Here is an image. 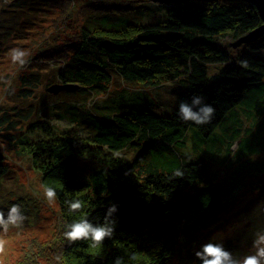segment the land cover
I'll list each match as a JSON object with an SVG mask.
<instances>
[{"label":"trees","instance_id":"1","mask_svg":"<svg viewBox=\"0 0 264 264\" xmlns=\"http://www.w3.org/2000/svg\"><path fill=\"white\" fill-rule=\"evenodd\" d=\"M111 2L94 9L72 39L38 53L58 62V85L75 90L50 94L57 102L39 112L30 106L15 111L10 121L7 113L5 120L0 118L8 127L0 125V131H15L17 153L32 161L44 183L58 186V242L33 252L28 263L37 258L40 264V259L50 260L47 264H113L121 258L123 264H201L195 252L210 242L215 227L264 202V155L262 161H252L264 146V35L232 55L233 43L263 21L257 7L245 1ZM12 3L15 21L14 14L4 20L0 15V33H19L24 23L27 32L42 12L67 5L66 0ZM23 14L28 21L16 26ZM21 80L31 88L40 81L35 74ZM160 82L174 89L167 90L166 98L158 94V108L129 104L130 93L124 91L119 106L110 88L121 83L125 89H154ZM109 91L116 99L107 105L94 100ZM193 96L214 107L209 123L180 119V103H191ZM60 121L68 127L60 128ZM20 124L26 126L24 133L16 132ZM247 127L256 130L244 135ZM125 151L127 158L118 155ZM240 158L248 163L234 167ZM87 160L97 164L90 167ZM177 170L181 177L174 175ZM9 174L0 152V210L7 215L12 205H19L24 223H37L38 211L29 220V203L9 192ZM76 200L83 208L71 212L67 202ZM113 204L118 210L112 238L96 247L88 240L65 238L67 226L81 218L103 224ZM223 246L233 251L232 244Z\"/></svg>","mask_w":264,"mask_h":264},{"label":"rangeland","instance_id":"2","mask_svg":"<svg viewBox=\"0 0 264 264\" xmlns=\"http://www.w3.org/2000/svg\"><path fill=\"white\" fill-rule=\"evenodd\" d=\"M111 1L113 0H66L67 5L64 8H49V10L42 12L37 17L35 25L31 24L30 26L32 27L27 32L24 31L23 26H28L24 23L28 21V18L23 14L16 25L24 23L19 28V33H16L15 29L3 30L0 33V118L4 119L3 116L7 113L10 114V117H8L10 121L12 118L15 119V111L17 112L18 110L33 106L34 110H38L39 112L40 109H45L49 102H57L50 98L51 95L47 89L58 85L55 69L58 62L53 61V59H42L41 53H38L43 48L46 49L47 45L62 43L63 41L72 39V37L82 30L85 21L93 14L94 9L104 7L102 4L112 3ZM12 2L13 0H0V15L2 20H4L5 16L6 18H11V14H14L9 12L11 9L10 5L13 4ZM5 10L7 13H4ZM13 16L15 21V14ZM30 22L34 21L30 20ZM53 39H57V41H53ZM228 41L232 42V39L229 38ZM44 44L45 46L42 47ZM13 48H22L28 53V63L24 67L11 61L10 52ZM241 48L239 46L238 49H233L232 55L241 53ZM39 61H42V63ZM41 69L43 70L40 71ZM215 69L212 68L211 71L213 72ZM31 74L39 75L40 79L39 83H36L35 87L32 88L26 86L21 80L30 77ZM111 87H113L112 91L116 94L117 99L114 93L109 91L110 94L101 95L94 100H100L99 103L105 106L111 101V98H115L117 104L119 96L124 91L125 94L130 93L127 97V103L139 106L152 104L158 108L157 104L161 100V95L159 96L158 94H162L163 98H166L167 90L173 88V86L165 82L158 83V87L154 89L143 88V86H138L136 89H125L121 83H115ZM0 125L8 129L7 124H3L1 120ZM20 126L22 128L16 132L20 133L21 131L24 133L26 126L22 124ZM58 126L60 128L68 127L62 121L58 123ZM255 130L254 128L247 127L244 135H246L247 131L252 132ZM6 136H9V138ZM14 143L15 131H0V152L5 155L8 168L10 169V181L7 180L6 186L12 196L17 197L21 194V196H24L23 199H20L21 202L29 203V209L32 211V218L30 217L29 220L33 219V211H38L39 215L36 217L38 219L37 223L35 220L31 222L26 221L21 228L12 227L9 228L7 233L2 232L0 234V239L6 241L5 253L0 257V264H29V257L32 256L33 252L45 251V249H50L54 243L58 242L62 231L59 202L56 197L55 201L50 204L44 196L45 187L57 188L58 186L47 180L44 183L41 172L33 166L32 161L28 157L17 153ZM238 145H235L232 149L234 153L238 150ZM118 155L127 158L128 151L121 152ZM263 155L264 146L252 161L254 163L262 161ZM253 162H249V164ZM240 163H248V160L240 158L233 162L234 167ZM84 164L93 167L97 163L87 160ZM220 169L223 171V167ZM249 185L250 182L245 187ZM15 197L10 200L14 201ZM238 214L239 212L233 218V215H230L229 220L215 227L209 240L223 245L232 244V253L242 258L254 252L252 244L255 233L264 230V202L259 206L255 204L250 210L247 209ZM216 224L218 223L216 222ZM199 235L201 234H198V239L202 237ZM49 255L52 257V252ZM33 260L32 264H40L37 258ZM40 261L41 264H47V261L50 260L44 262L40 259Z\"/></svg>","mask_w":264,"mask_h":264},{"label":"clouds","instance_id":"3","mask_svg":"<svg viewBox=\"0 0 264 264\" xmlns=\"http://www.w3.org/2000/svg\"><path fill=\"white\" fill-rule=\"evenodd\" d=\"M11 61L24 67L28 63V53L22 48H13L10 52ZM215 114L213 106L203 102V97L193 96L191 103L181 102L179 105L178 115L183 121H191L197 125L209 123ZM181 177L183 173L177 170L174 174ZM44 196L51 204L55 201L56 190L53 187L44 188ZM69 210L77 212L82 210L81 201H68ZM117 205L113 204L108 208L103 224H93L86 217L74 221L67 226L68 230L64 232V236L71 242L88 240L92 247L102 244L106 239L113 237L115 232V220L113 215L117 212ZM26 217L19 205H12L7 215L0 210V229L4 233L9 231L10 227L21 228ZM6 241L0 239V257L5 253ZM252 247L254 252L240 258L235 256L231 251L227 250L223 244L207 242L203 244L199 250L195 252V256L200 260L201 264H264V230L257 231L253 240ZM59 259V258H58ZM134 260L135 257H130ZM113 264H123L121 258H116Z\"/></svg>","mask_w":264,"mask_h":264},{"label":"water","instance_id":"4","mask_svg":"<svg viewBox=\"0 0 264 264\" xmlns=\"http://www.w3.org/2000/svg\"><path fill=\"white\" fill-rule=\"evenodd\" d=\"M185 1H193V0H155V2H161V3H179V2H185ZM196 1H225V0H196ZM234 1H245L247 3H251L255 5L259 11L260 17L263 21V25L256 29L255 31L251 32L249 35L242 37L237 42L233 44V47H239L243 44H248L257 41L259 38L263 37L264 35V0H234ZM48 93L50 94H58L61 91H73L75 90V87L73 86H60V85H54L47 89Z\"/></svg>","mask_w":264,"mask_h":264},{"label":"bare ground","instance_id":"5","mask_svg":"<svg viewBox=\"0 0 264 264\" xmlns=\"http://www.w3.org/2000/svg\"><path fill=\"white\" fill-rule=\"evenodd\" d=\"M105 9H106V10H109V11L111 10L110 7H109V8L107 7V8H105Z\"/></svg>","mask_w":264,"mask_h":264}]
</instances>
